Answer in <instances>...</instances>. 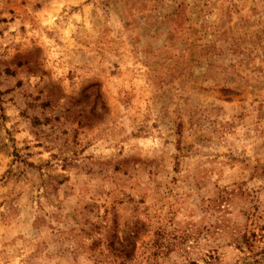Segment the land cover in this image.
<instances>
[{"label": "rangeland", "instance_id": "1", "mask_svg": "<svg viewBox=\"0 0 264 264\" xmlns=\"http://www.w3.org/2000/svg\"><path fill=\"white\" fill-rule=\"evenodd\" d=\"M0 264H264V0H0Z\"/></svg>", "mask_w": 264, "mask_h": 264}]
</instances>
